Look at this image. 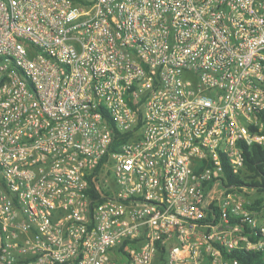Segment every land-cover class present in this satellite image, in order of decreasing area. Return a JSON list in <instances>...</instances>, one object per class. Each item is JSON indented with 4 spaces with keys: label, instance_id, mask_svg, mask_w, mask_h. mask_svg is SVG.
<instances>
[{
    "label": "built area",
    "instance_id": "built-area-1",
    "mask_svg": "<svg viewBox=\"0 0 264 264\" xmlns=\"http://www.w3.org/2000/svg\"><path fill=\"white\" fill-rule=\"evenodd\" d=\"M264 0H0V264H264Z\"/></svg>",
    "mask_w": 264,
    "mask_h": 264
},
{
    "label": "trees",
    "instance_id": "trees-1",
    "mask_svg": "<svg viewBox=\"0 0 264 264\" xmlns=\"http://www.w3.org/2000/svg\"><path fill=\"white\" fill-rule=\"evenodd\" d=\"M245 154V168L239 174L228 173L231 183H244L248 186H260L264 189V146L252 145L247 147ZM245 257L241 259L245 264H262L261 254L255 252H248ZM116 264H125L124 261L119 260Z\"/></svg>",
    "mask_w": 264,
    "mask_h": 264
}]
</instances>
